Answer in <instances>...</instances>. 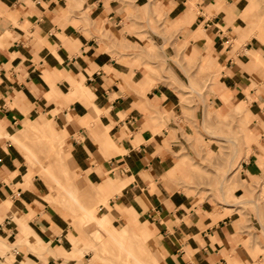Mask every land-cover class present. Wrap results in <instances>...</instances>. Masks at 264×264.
<instances>
[{"label": "crops", "instance_id": "0c3cea01", "mask_svg": "<svg viewBox=\"0 0 264 264\" xmlns=\"http://www.w3.org/2000/svg\"><path fill=\"white\" fill-rule=\"evenodd\" d=\"M248 2L0 0V264H121L79 238L11 138L37 119L107 200L98 213L140 235L145 264H264L251 198L264 189V39ZM208 136L238 151L228 188L202 197L184 179L218 151Z\"/></svg>", "mask_w": 264, "mask_h": 264}, {"label": "rangeland", "instance_id": "374dc122", "mask_svg": "<svg viewBox=\"0 0 264 264\" xmlns=\"http://www.w3.org/2000/svg\"><path fill=\"white\" fill-rule=\"evenodd\" d=\"M247 9L249 13L248 21L252 29L250 34H256L259 38L260 35H263L264 39V0H249ZM260 39L262 40V38ZM233 108L235 111L240 110H236L234 106ZM207 115L209 118L210 113L207 112ZM221 116L224 117L225 114L217 115V117ZM234 119L235 118H233V120ZM42 127L47 132L27 125V134L22 136L20 142L23 143H21V146L26 152L27 162L32 164L33 170H35V157L40 156L43 159L44 164L42 168L36 165V171L40 173L41 177L44 178L51 187L53 201L56 202L57 209L67 213L71 219V223L75 225L79 232V238L80 236H85L87 239H90L91 242H93V246L96 247L99 252L106 254L114 261L120 259L121 264H140L137 262L136 258L141 259L145 264L146 257L142 252L143 245L140 242V235L137 232L136 234L126 235L124 231H119L124 230L123 226L120 228L115 227V230L112 228L114 227L113 225L107 227L106 230L98 229L97 221L100 216L97 215V213L99 212V205L101 202L107 204V200L99 197L94 186L86 185L80 173H78L67 160L65 152L61 155L60 152H53L51 150L49 139L53 132H48V126L45 125V123ZM233 132V137H237L238 133L236 130ZM233 137L227 136L226 140L228 142H220L219 139H213L210 136H208L207 140L202 138V142L205 143L214 141L219 145V149L217 152L205 151L204 157L199 159L201 163L199 164L198 161V164H191L189 175L184 179L186 183L198 189V193L202 197L209 194L213 188L220 187V185L228 188L231 178L228 176L229 174H223L222 172L232 169L235 163L238 145L236 139ZM58 138L62 141L59 135L57 136V139ZM57 139L56 137L54 138L58 143ZM61 143L65 142L62 141ZM226 146L228 147L226 148ZM225 152L228 153L227 157ZM232 156L231 167H228L227 163ZM64 167H66V169H64ZM65 188L72 190L71 196L68 195ZM251 198L264 206V189L253 190L251 192ZM94 210H96L97 213ZM91 211L96 213L93 218L89 215ZM131 246H137L138 253L130 250L129 247Z\"/></svg>", "mask_w": 264, "mask_h": 264}, {"label": "bare ground", "instance_id": "6f19581e", "mask_svg": "<svg viewBox=\"0 0 264 264\" xmlns=\"http://www.w3.org/2000/svg\"><path fill=\"white\" fill-rule=\"evenodd\" d=\"M39 123H42V124H39ZM45 123V125H47L48 126V132H53V136L52 135H50L51 136V138L49 139V143H50V147H51V150L54 152V151H56V152H60L61 153V155H62V153H64L65 152V150H66V144L65 143H61L62 141L58 138L57 139V133L54 131V129H53V127L50 125V123H49V121L47 120V119H43V120H39V119H37L36 121H34V120H32L29 124L33 127V128H36V129H38V130H43V131H45L44 129H43V124ZM37 124H39L38 126H37ZM45 132H47V131H45ZM19 133V132H18ZM18 135V136H17ZM17 135H12L11 136V138L13 139V140H17V141H19V137L22 135V136H24L25 135V133L24 132H20L19 134H17ZM56 137V139L58 140V143L54 140V138ZM60 142V143H59ZM22 142H20V144H21ZM23 144V143H22ZM61 149V150H60ZM36 158V163L34 164V168H35V170L37 169V167H35L36 165H38L40 168H42V166H43V164H44V161H43V159L40 157V156H37V157H35ZM230 159H232V158H230ZM231 164V163H230ZM64 169H66V167H64ZM80 173V172H79ZM76 174V173H75ZM65 191L68 193V195L69 196H71V193H72V190L71 189H68V188H65ZM88 191V190H87ZM86 191V192H87ZM96 192H97V194H98V190H95ZM104 204H106V203H104ZM96 213H97V211L96 210H94ZM94 211H91V212H89V215L90 216H92V218L93 217H95V214L96 213H94ZM97 215H99L100 216V218L98 219V221H97V227H98V229L99 230H106V228L107 227H109L110 225H112V223H111V215H110V213L109 212H104V213H97ZM123 229L124 230H119V231H124V234H136V232H135V230L132 228V227H130L129 225H126V224H123ZM112 228H114L115 229V227H112ZM116 230V229H115ZM122 244V243H121ZM136 260H137V262L138 263H140V264H144L143 263V261L141 260V259H139V258H136Z\"/></svg>", "mask_w": 264, "mask_h": 264}]
</instances>
